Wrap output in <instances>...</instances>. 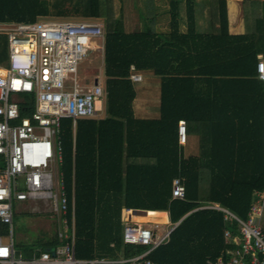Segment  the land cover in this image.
Returning a JSON list of instances; mask_svg holds the SVG:
<instances>
[{"label": "trees", "instance_id": "16d2710c", "mask_svg": "<svg viewBox=\"0 0 264 264\" xmlns=\"http://www.w3.org/2000/svg\"><path fill=\"white\" fill-rule=\"evenodd\" d=\"M133 1L135 21L132 30L128 31L122 12L118 17L112 12L113 0H0V23L81 19L104 22L106 26L104 83L107 118L99 123L79 122L76 134L72 122L66 120L62 122L59 134L64 158L61 170L69 196L70 218L73 208L75 210L76 257L117 261L146 253L148 247L124 242L120 215L122 208H126L170 210L175 230L170 240L150 255L155 262L206 264L221 257L227 261V253L239 247V226L235 222L225 223L220 211L200 209L204 206L201 201L219 204L246 221L255 192L264 190V82L258 80L255 70L257 56L264 52V37H255V34L231 36L226 0L214 3L219 7V13L215 9L213 16L218 28L208 36L199 34L196 29L197 0H169L170 29L167 32L157 29L159 16L155 0H144V15L140 14L139 0ZM183 3L185 20L181 15ZM182 23L186 24L185 34L181 32ZM256 25V31L264 28V19L259 18ZM8 56V39L0 35V66L7 65ZM132 66L160 78L159 120L134 119L132 103L136 94L129 80ZM217 83L229 88L255 90L252 94H222L229 106V126L248 136L252 144L242 147L239 157L211 159V188L209 194L202 196L201 159L184 158L178 147L171 148L168 154V139L170 129L180 121L189 125L199 122L201 103L209 96L205 87ZM245 102L255 105L258 123L246 125L242 122L247 115L242 106ZM231 103L235 106L232 107ZM31 111L22 108L23 116ZM111 125L115 129L107 133ZM82 127L88 129L83 133L87 137L82 136ZM141 127H148L146 136L136 134ZM112 139L120 140V149L117 150L118 156L110 162L107 157ZM248 149L254 150L251 155H247ZM126 158H147L155 163L123 166ZM165 167L171 169L170 183L177 177L185 179L186 199L171 202V186L161 203L143 204L140 198L147 191L141 181L151 178L156 169ZM226 232L231 233L237 246L233 245L235 242H226ZM60 244L56 234L44 236L33 243L31 250L22 254L24 258H31L38 248L47 250Z\"/></svg>", "mask_w": 264, "mask_h": 264}, {"label": "built area", "instance_id": "2783aa9c", "mask_svg": "<svg viewBox=\"0 0 264 264\" xmlns=\"http://www.w3.org/2000/svg\"><path fill=\"white\" fill-rule=\"evenodd\" d=\"M0 35L9 43L8 65L0 66V264H111L103 258L76 257L75 223L68 220L64 178L58 173L63 163L62 122L72 121L75 127L79 121L95 119L94 105L106 96L99 79L82 83L77 75L85 56L105 52L106 27L97 21L0 23ZM133 72L130 80L139 82L140 76ZM256 72L264 82V58L256 63ZM22 96L34 97L29 117H22V108L29 109ZM178 135L185 143L184 120L179 122ZM173 188L174 200L186 199L184 180L175 179ZM256 198L246 221L218 205L211 207L239 226L241 240L235 251L227 253V261L221 257L207 264H264V191L257 192ZM29 201L50 203L63 227L54 253L44 250L26 260L16 256L13 247V207L15 202ZM123 232L126 244L149 250L122 263L160 264L149 257L170 240L173 231L159 235L149 227L126 224ZM225 238L231 240V233L226 232Z\"/></svg>", "mask_w": 264, "mask_h": 264}, {"label": "crops", "instance_id": "0c3cea01", "mask_svg": "<svg viewBox=\"0 0 264 264\" xmlns=\"http://www.w3.org/2000/svg\"><path fill=\"white\" fill-rule=\"evenodd\" d=\"M219 1L221 0H197L196 29L199 34L203 36L204 35L208 36L214 32L215 28H218V24H215L213 22V16H215V12H214L215 9L219 13V7L214 4ZM226 2H227V14H228L227 16L228 33L231 36H249V35L255 34L254 35L255 37H260L259 35H261V37H264V28H262L261 30H258L259 32L256 31V29L258 28L256 25V22L259 20V18L264 19V0H226ZM155 4L157 7V14L159 16L157 20V29L160 30L161 32H167L170 29L169 0H155ZM181 8H182L181 15H182V18L185 20V4L184 3L182 4ZM140 14L144 15V12L142 11V9H140ZM142 26H143V23L140 24V29L143 28ZM186 31H187L186 24L182 23L181 24L182 34H185ZM262 58H264V52L260 53L257 56V62L261 60ZM8 60H9V56H8ZM7 65H8V61H7ZM6 66H1V67H6ZM95 69L100 70L99 68H95ZM255 70H256V65H255ZM91 71L88 72V74H90L91 76V79L89 81L91 82L92 80L96 78L99 79L102 87L105 90L104 65L100 73L98 71L96 72V76H94L95 74L93 75ZM133 73L139 75L141 78L139 82L131 81L130 80L131 71H130L129 80L133 83V86L134 84L141 83V82H144V80H146V82H144L146 84L142 85L140 89L136 90L134 88L135 94H136L135 100L132 103V112H133L134 119L141 120V121L159 120L161 117V110H160L161 81H159V84L156 87L157 84H155L154 86V80H152V78H149L148 76L143 77L141 75L142 73H150L153 76H155L152 72H142V71L136 70ZM99 74L103 76V80H101V77ZM205 91L206 93L209 94V96L207 97V100H203V102L201 103V113H200V118L198 119L199 122L198 123L195 122V124H190V125L186 124L187 125V137H186L185 143H180V139L178 135L179 124L173 125L169 133V139H168L169 149L167 152L168 154H170L171 148L175 150V148L178 147L181 155L184 158H200L201 159V162L199 163L201 165V169H199V172L201 173L203 177V179L201 180V184H200L202 196L209 194V191L211 188V174H212V160L211 159L222 160V159H228V158L231 159L232 157H239L242 155V153H239L242 150L241 148L250 146L252 144L248 136H244L241 132H238L237 130L230 127L231 126L230 116L227 114V111L229 110V106H227V102L224 101L222 94L228 93V94H231V96H233V94L235 93L244 92L247 94H252L253 92H255L254 89L252 90L242 89L240 87L229 88L228 86L218 85V83L216 85H211L210 87L208 86L205 87ZM105 94L106 96L103 102H105V106H107L106 90H105ZM22 101L25 102V106H29V109H27V111L32 110L31 113L29 112V115L23 116L22 114V117H29L34 112V97L22 96ZM231 106L234 107L235 106L234 103H231ZM242 106L246 110V114H247L246 117H244V120L242 122L246 125L251 124V123L253 124L258 123V116L256 115L255 105L249 102H245L242 104ZM106 118H107V111H106L105 116H100L99 114H97V117L95 119L82 120V121H91V122L94 121V122L99 123V122L104 121ZM77 125L74 127V124L72 122V128H73L74 134H76ZM262 125H264V121H262ZM114 127H115L114 125L109 126L108 128L109 130H107V133L109 131H113V129H115ZM144 128L146 127H141L140 129L136 130V134L139 137L146 136L148 127L146 129ZM82 130H83L81 131L82 136L87 137L86 135H83V133H85L88 129L84 130V128L82 127ZM89 131L92 133L91 126H89ZM112 135L114 134L112 133ZM60 142H61L62 151H63V145H62L61 138H60ZM254 142H255V138H254ZM119 147H120V140L116 141L112 139L109 141L110 153L107 157L108 161L112 162V160L118 156L119 152L117 153V150ZM247 151H248L246 152L247 155H251L252 151L254 150L248 149ZM154 163H155L154 160L147 159V158H137V159H132V158L127 159L126 158V160H124L123 162V166H126L127 164L153 165ZM62 165L58 167V173L60 175H63L62 170H61ZM170 175H171L170 167L169 168L165 167L164 169L158 168L156 169V171H154L151 178L147 179L146 181H141V184L142 185L144 184L143 189L147 191V194L143 195L140 198L141 202L143 204H158V203H161L160 201H164L162 197L165 198L169 194L170 192L169 190L171 186H172V189H174L173 182L170 183L171 182ZM182 180L185 181V179H182ZM64 183H65V180H64ZM65 188H66V183H65ZM260 191H264V190H260ZM257 192L259 191H256L254 194V203L252 207L256 205L257 203V198H256ZM66 193H67V188H66ZM67 197H68V204H69L68 194H67ZM73 200H74V194H73ZM174 201H175L174 198H172L171 202H174ZM201 203L204 206L201 207L200 209L209 208V207H210L209 209H212L211 207L215 205L220 206L219 204H213L207 201H201ZM25 204H31V205L36 204V205H44V206L51 207L50 203H47L44 201H38V202L29 201V202H22V203L15 202L14 207H13L14 219H13L12 228H14V221L15 219H17L19 215H22V216L27 215V214H21V213L17 214V209H15L17 205H25ZM127 210H131L130 215L126 213ZM133 211H141V213H146L147 215L146 214H135L133 213ZM250 213H251V210H250ZM51 214H53V211H51ZM69 214H70V207H69ZM69 214H68V220L70 224H72L73 219H74V223L76 224L74 208L72 210L71 218ZM55 218H56L55 220L56 233L54 234L58 236V232L63 227V221L62 220L59 221L56 215H55ZM224 219H225V215H224ZM262 219H264V216H262L261 218V224H262ZM120 220L123 225L122 232L126 224H137L143 227H149L151 229H154L159 235H164L168 232H172L175 230V227L171 220L170 210L169 211H149V210L122 208ZM225 223H229V222L225 220ZM165 227L167 228L166 230H164ZM44 236L50 237L51 235L49 236L47 234H44L43 237ZM75 238H76V227H75ZM225 240L226 242H232V243L236 241L234 239L228 240L226 238ZM12 241H13V229H12ZM233 245L237 246V242H235V244ZM13 247H14L16 256L21 257L26 260L37 258L39 257L40 252L44 251L42 250V248H38L31 258H24L23 255L21 256L17 254L15 250L14 241H13ZM54 248H50L47 250H51ZM103 259H106V258H103ZM106 260L112 262L111 264H124L122 263V261H125L126 259H120L117 261L111 260V259H106Z\"/></svg>", "mask_w": 264, "mask_h": 264}, {"label": "rangeland", "instance_id": "374dc122", "mask_svg": "<svg viewBox=\"0 0 264 264\" xmlns=\"http://www.w3.org/2000/svg\"><path fill=\"white\" fill-rule=\"evenodd\" d=\"M134 1L133 0H113L111 3L112 12L116 17L120 16L122 12L123 18L125 21L126 28L128 31H131L134 27L135 21V8H134ZM144 1L139 0L138 6L139 9H142L144 12ZM39 20L38 22H41ZM44 21H57V22H66V21H83L81 19H45ZM13 23V22H12ZM104 26V22H100ZM106 27V26H105ZM105 54L103 51H99L97 53H89L87 56L83 58V60L78 65V79L84 83L87 80L91 79V73L96 76V72L103 69ZM95 68H99L97 70ZM95 69V70H93ZM100 75V74H99ZM143 77L148 76L154 80V86L156 87L159 84L160 79L157 76H153L150 73H142ZM93 76V78H94ZM101 80H103V76L100 75ZM149 80V79H147ZM146 82V80H144ZM144 82L134 84V88L136 90L140 89L142 85L146 84ZM95 111L100 116L106 115V106L105 102H97L94 105ZM20 204V203H18ZM17 214H27L25 216L19 215L17 219L14 221V228H13V241L15 245V250L18 255H23V251H29L33 248V243L36 239L43 237L44 234L53 235L56 233V218L55 215L51 214V207L44 206V205H36V204H25V205H17ZM30 213V214H29ZM34 214V215H32ZM262 228H264V219H262ZM167 228L165 227L164 230Z\"/></svg>", "mask_w": 264, "mask_h": 264}, {"label": "water", "instance_id": "95a60500", "mask_svg": "<svg viewBox=\"0 0 264 264\" xmlns=\"http://www.w3.org/2000/svg\"><path fill=\"white\" fill-rule=\"evenodd\" d=\"M96 84H98V82H96ZM133 213H135V214H146V213H141V211H133ZM50 252L54 253V249H51Z\"/></svg>", "mask_w": 264, "mask_h": 264}, {"label": "bare ground", "instance_id": "6f19581e", "mask_svg": "<svg viewBox=\"0 0 264 264\" xmlns=\"http://www.w3.org/2000/svg\"><path fill=\"white\" fill-rule=\"evenodd\" d=\"M130 71H136L135 67L132 66V67L130 68Z\"/></svg>", "mask_w": 264, "mask_h": 264}]
</instances>
